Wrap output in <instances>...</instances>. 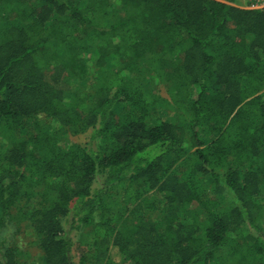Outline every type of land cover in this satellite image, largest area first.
Segmentation results:
<instances>
[{"label":"trees","instance_id":"16d2710c","mask_svg":"<svg viewBox=\"0 0 264 264\" xmlns=\"http://www.w3.org/2000/svg\"><path fill=\"white\" fill-rule=\"evenodd\" d=\"M237 4L0 0V232L35 264H264V8Z\"/></svg>","mask_w":264,"mask_h":264},{"label":"rangeland","instance_id":"374dc122","mask_svg":"<svg viewBox=\"0 0 264 264\" xmlns=\"http://www.w3.org/2000/svg\"><path fill=\"white\" fill-rule=\"evenodd\" d=\"M238 6L244 5V0H238ZM155 92L163 99L171 100L170 95L167 93V87L165 84H159L155 88ZM172 103V102H171ZM170 103V104H171ZM171 113V111H169ZM167 118V117H166ZM62 137V136H61ZM62 142H81L83 141V137H74L67 136L61 138ZM264 225V223H262ZM7 228V227H6ZM14 227L10 226L6 230L0 232V241H4V243L8 246H16L20 253L22 254V260L25 262L24 264H35L40 257V250L36 248L33 243L36 239L34 234L30 232H25L24 230L20 232H14ZM24 257V259H23Z\"/></svg>","mask_w":264,"mask_h":264},{"label":"built area","instance_id":"2783aa9c","mask_svg":"<svg viewBox=\"0 0 264 264\" xmlns=\"http://www.w3.org/2000/svg\"><path fill=\"white\" fill-rule=\"evenodd\" d=\"M246 1L250 3L249 7L251 9L264 8V0H250V1L246 0Z\"/></svg>","mask_w":264,"mask_h":264}]
</instances>
